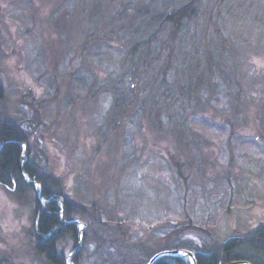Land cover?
I'll return each mask as SVG.
<instances>
[{"label":"rangeland","instance_id":"374dc122","mask_svg":"<svg viewBox=\"0 0 264 264\" xmlns=\"http://www.w3.org/2000/svg\"><path fill=\"white\" fill-rule=\"evenodd\" d=\"M0 83L27 159L125 250L264 228V0H0ZM33 199L0 185V264H47Z\"/></svg>","mask_w":264,"mask_h":264},{"label":"trees","instance_id":"16d2710c","mask_svg":"<svg viewBox=\"0 0 264 264\" xmlns=\"http://www.w3.org/2000/svg\"><path fill=\"white\" fill-rule=\"evenodd\" d=\"M186 7L169 14L162 24L169 21L173 24L174 32H178V22L185 15ZM157 32L150 36V41L158 40ZM4 94L0 83V103L5 98ZM23 143L28 144V134L18 125L6 121L0 113V185L17 192L34 191V220L38 218L34 221L35 246L47 264H67L69 254L65 249L71 247L73 250L69 252L76 251L81 229L77 223L71 222L75 218H80L86 226L79 250L70 256L72 264H147L157 253L150 249H142L137 253L125 250L117 242L115 226L102 222L96 213L67 198L60 201L64 194L59 179L40 171L29 152L27 159ZM26 177L32 182L27 181ZM33 182L39 183V190ZM186 229L199 228L180 227L178 235ZM186 249L195 253L196 264H226L237 260L264 264V228L246 234H234L218 245L202 243L199 246H186ZM154 264L192 263L184 257H162Z\"/></svg>","mask_w":264,"mask_h":264},{"label":"water","instance_id":"95a60500","mask_svg":"<svg viewBox=\"0 0 264 264\" xmlns=\"http://www.w3.org/2000/svg\"><path fill=\"white\" fill-rule=\"evenodd\" d=\"M5 143V142H4ZM23 148H26V143L22 144ZM29 182H32V180H28ZM36 184L37 189H40V185L37 182H33ZM38 197H40V192L38 194ZM38 220V218L36 219V221ZM71 222L77 223V224H83V228H85V224L81 221L78 220H73ZM82 232L83 230L80 231V236H79V243L82 240ZM79 243L78 246L76 248V251L79 250ZM75 251V252H76ZM162 257H184V258H188L192 264H196V258H195V253L189 249L186 248H173V249H163L161 251H158L157 253H155L150 260L147 262V264H154L158 259L162 258ZM68 259H70V256L68 257ZM226 264H251L248 261L245 260H237V261H232V262H228Z\"/></svg>","mask_w":264,"mask_h":264}]
</instances>
